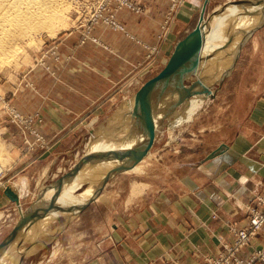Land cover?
<instances>
[{
    "label": "rangeland",
    "instance_id": "obj_1",
    "mask_svg": "<svg viewBox=\"0 0 264 264\" xmlns=\"http://www.w3.org/2000/svg\"><path fill=\"white\" fill-rule=\"evenodd\" d=\"M64 1L66 5H63L59 17L48 28L40 29L34 40L21 44L20 49L12 54L11 61L0 66V191L16 183L19 175L24 176L21 172L10 176L13 174L8 164L13 154L29 156L28 165L35 164L28 173L30 195L22 201L19 198L20 206L10 200L9 204L0 206V243L15 228L21 213L28 211L39 199L42 202L57 191L61 196L64 187L70 189L64 194L63 202L67 203L61 205H77L86 202L90 196L93 199L86 206L97 205L84 219L80 210L73 214L50 215L37 221L28 231L21 233L20 240L8 252L0 256L3 260L0 264L91 263L99 250L100 239L112 231L109 225L107 229H101L106 215L110 218L109 213L120 208L117 195L123 197L137 179L151 180L156 188L170 181L173 192L179 193L181 176H188L195 165V182L200 183L208 171L205 163L225 148V144L218 148L213 146L222 142H238L241 138L250 140L258 135L257 118L261 114L256 107L264 95V26L244 39V33L248 34L254 25L264 21L263 12L254 15L253 8L249 10L250 2L256 0H226L210 8H206L208 2L204 1L198 14L200 18L203 13L201 24L205 23L207 28L228 24L215 27L208 34L203 46L208 47L211 54L204 56L202 46L199 57L195 55L199 58L198 64L192 69L195 59L187 62L186 67L190 69L179 86H176L177 75L152 87L149 102L153 128L148 133L133 129L138 119L133 116L135 95L167 64L174 48L163 62L160 58L170 34L179 32L178 43L195 29L200 19L185 31L179 30L177 17L186 6V0H166L167 9L154 43L150 45L130 34L121 20L123 13H143V6L137 0ZM245 10L248 13L242 16ZM112 34L124 36L138 45L143 51V60L129 64L124 78L111 88L107 98L112 95L113 100H107L103 114L87 116L55 150L57 140L49 139L43 132L44 116L40 107L50 104L53 84L61 83L62 87V82L70 75L68 65L73 59L68 50L74 47L91 51L104 49L103 38ZM217 61L220 64L216 65ZM194 97L201 101L186 122L178 123L179 115L185 114L186 100ZM159 116L164 118L161 120ZM104 139L106 142L102 143ZM128 141L129 147L138 148L136 163L132 160L124 170L96 188L94 185L105 174L101 175L104 167L126 149L117 152ZM91 152L93 158L86 163L89 168L82 164L76 170ZM105 156L107 160L102 159ZM39 159V163L46 160L45 166L52 161L46 180L40 184L36 173L42 167L36 164ZM91 163H96L97 167L91 169ZM24 168L27 166L19 171ZM63 179L66 180L59 185L62 186L60 190L58 186L56 190L52 188ZM102 188L110 193L108 196L104 193L101 198L98 193ZM41 194L43 198H39ZM260 198L264 200V195H255L244 206V223H224L229 238L217 236L216 252L204 254L201 264H264V244L256 243L264 226L254 229L250 225L256 214L264 218V204L260 203ZM100 201L102 204L98 205ZM78 218L82 220L80 225H76ZM210 218L216 220L218 216L213 212ZM242 232L247 234L249 242L238 246ZM235 247L239 249L233 250Z\"/></svg>",
    "mask_w": 264,
    "mask_h": 264
},
{
    "label": "crops",
    "instance_id": "obj_2",
    "mask_svg": "<svg viewBox=\"0 0 264 264\" xmlns=\"http://www.w3.org/2000/svg\"><path fill=\"white\" fill-rule=\"evenodd\" d=\"M137 1L143 6V13H123L121 20L130 34L151 45L167 3L166 0ZM204 1L186 0V6L177 17L179 30L185 31L193 22L197 24ZM225 1L208 0L206 8ZM178 33H171L163 45L160 62L172 52ZM103 43L105 50L96 48L98 50L91 51L84 47L68 50L73 59L68 65L70 75L64 79L62 87L61 83L53 84L50 104L40 107L44 116L43 132L49 139L57 140L55 150L87 116L103 114L107 100L112 99V95L107 98L111 88L124 78L129 64L143 60L142 49L124 36L112 34L103 38ZM258 101L260 104L256 109L261 114L257 118L258 135L250 140L241 138L238 142H222L213 146L218 148L225 144L218 156L205 163L208 171L200 183L195 182L194 165L188 176L179 178L182 188L179 193L173 192L170 181L156 188L151 180L137 179L123 197L118 194L120 208L111 211L110 218L106 215L101 227L107 229L109 225L112 231L100 239L99 250L89 264H201L204 254L215 253L218 248L216 237L229 238L224 223H244V206L255 195H264V95ZM29 159V156L13 154L8 164L13 174L10 176L18 172L24 174L9 186L20 201L30 195L28 173L35 164L28 165ZM41 159L36 163L42 166L36 172L39 184L46 180L52 164L50 161L45 166L46 160L39 163ZM24 166L27 168L19 171ZM4 189L0 191V206L10 203ZM66 191L61 192L66 194ZM104 193L108 196L110 192L102 188L98 197L102 198ZM40 196L43 198V194ZM89 205L81 210V218L91 213L97 204ZM213 212L218 216L216 220L210 218ZM80 221L78 218L76 225H80ZM256 243L264 244V230Z\"/></svg>",
    "mask_w": 264,
    "mask_h": 264
},
{
    "label": "water",
    "instance_id": "obj_3",
    "mask_svg": "<svg viewBox=\"0 0 264 264\" xmlns=\"http://www.w3.org/2000/svg\"><path fill=\"white\" fill-rule=\"evenodd\" d=\"M206 2H208V0H206ZM253 9H256L254 10V12L256 13L263 12L264 14V6L255 7ZM243 13L244 14L242 15H245L248 13V11L245 10ZM199 19V24L195 27V29L175 45L174 50L163 70L156 77L149 80L135 95L133 116L138 117V119L136 123L133 124V126L135 127L133 129H136L137 132L148 133L152 131L153 113L151 110V101L149 102V100H151V98L149 99V94L151 92L152 87L157 84H160L162 81L165 82L169 80L172 76L177 75L179 79L176 82V86H179V84H181L183 78L186 76L190 69L186 67L187 62L190 61L191 58H193V60L195 59V61H193V65L191 66L192 69L195 68V65L198 64L199 58H197L195 55L199 57V53L204 42L205 25L203 23L201 24L203 20V13L200 14ZM262 26H264V21L260 22L255 28H253V30L248 32V34L244 33V39L248 38V36L253 34ZM241 44H239V48L241 47ZM132 144H135V142ZM138 156L139 154H137V150L136 148H134V146H128V148H126L123 152H120L119 154L115 155L114 158L107 163L110 168L98 181V183L96 184V188H98L99 185H102L115 173L124 170L125 165L128 164L130 161L133 160L134 163H136L135 160L138 158ZM92 158L93 153L90 154L87 158H84L81 164L77 166L76 170L79 169L80 165L90 162ZM66 179L60 180L52 188L56 190V187L63 184L64 180ZM93 191L95 192L96 189ZM4 195L11 202H14L17 206H20V201L17 197V194L13 191L11 187L7 186L5 188ZM92 199L93 196H90L86 202L67 207L58 204H51L46 207L40 208L31 207L25 213L20 214L19 221L15 228L5 239L2 240V242L0 243V252L12 245V243H14L19 238L21 233L28 231L37 221L43 219L45 216L59 215L60 213L73 214L82 210L86 206V204Z\"/></svg>",
    "mask_w": 264,
    "mask_h": 264
},
{
    "label": "bare ground",
    "instance_id": "obj_4",
    "mask_svg": "<svg viewBox=\"0 0 264 264\" xmlns=\"http://www.w3.org/2000/svg\"><path fill=\"white\" fill-rule=\"evenodd\" d=\"M262 3H264V0H256V2L251 1L250 2L251 5L249 7V10L251 11V9L255 8V7H263L264 4H262ZM64 4H65L64 0H0V66L3 64H7L11 61L10 59L13 56L12 54L15 51L20 49L21 44L28 43L32 39L34 40V37L39 35L40 29L42 30V29L48 28L50 26V24L59 17L61 9L64 8L63 7ZM254 10H256V9H253V13L255 15L256 12H254ZM242 16L240 15V17H242ZM253 16H252V18H256V16L255 17H253ZM239 21H240V19H239ZM250 23H252V22H250ZM203 24H205V23H203ZM227 24H228V22L223 24L222 26L221 25L220 26H213V28L212 27H210V28L205 27L204 42L208 40V34L210 32H212L213 29H215V27H223V26H227ZM255 27H256V25H254L253 28H255ZM204 42H203V45H204ZM207 48L208 47L203 46V49H205V52L202 51L204 56L206 53L211 54V52ZM218 64H220V61L216 62V65H218ZM174 96L175 95H173V97ZM186 101H187V105L183 103L184 105H186L185 106L186 110L185 111L183 110L185 112V114H183L182 117H181V114L179 115V117H178L179 120L176 119V120H178V123H184V122H186L187 119H189V117L193 113L194 108L201 101V99H197L196 97H194V98H192L190 100H186ZM180 103H181V101H180ZM168 106H170V105H168ZM129 107H130V105H129ZM122 109H124V108H122ZM165 110H166V108H165ZM161 114H162V112H161ZM160 116H159V118L161 119ZM106 139H104V141L102 143H105ZM134 142L135 141L132 140V143H134ZM127 146H130L129 141L125 145L120 147V150L117 152L122 151V149L127 148ZM105 147H107V146H105ZM136 147H138V145ZM136 149H138V148H136ZM102 159L107 160V157L106 156H105V158L102 157ZM101 163H102V161H101ZM104 163H106V161H104ZM130 163H131V161L128 164H126L125 166L129 165ZM91 164H92L91 169L97 167L96 163H91ZM86 165L87 164H85V167L89 168V165H87V166ZM109 168H110V166L106 165L104 167V170L102 171L101 175L103 173H106L109 170ZM94 186L96 187V185H94ZM58 187L60 189L62 186H58ZM64 189H66L67 190L66 192H68L70 188L67 186V187H64ZM61 194H60L61 196H59V194H57V192H56L55 195H53L49 198L42 199V202H41V199H39V201L37 203H35L32 206V208L46 207V206L51 205L53 203H55V204L57 203L58 205L67 203V202H63L64 198H65L64 193H61ZM17 197L19 199L18 195H17ZM45 218H47V216H45ZM39 235H41V234H39ZM32 237H33V235H32ZM18 240H20V238H18L14 243H12V245H10L8 247V249L6 248L3 251H1L0 256L4 253L8 252L7 250H9L11 247H13V245L16 244L18 242ZM27 242H29V241H27ZM4 258L5 257H3V259ZM4 260L6 261V259H4ZM0 261H3V260H0ZM5 261H4V263H5Z\"/></svg>",
    "mask_w": 264,
    "mask_h": 264
},
{
    "label": "built area",
    "instance_id": "obj_5",
    "mask_svg": "<svg viewBox=\"0 0 264 264\" xmlns=\"http://www.w3.org/2000/svg\"><path fill=\"white\" fill-rule=\"evenodd\" d=\"M260 203L264 204V200L260 198ZM251 227L254 229H259L262 226H264V218L261 217L260 215L256 214V216L254 217V219L252 220V222L250 223ZM248 236L246 233L242 232L239 234V240L237 241V245L238 246H242L246 243H248ZM239 248L235 247L233 248V250H238Z\"/></svg>",
    "mask_w": 264,
    "mask_h": 264
}]
</instances>
